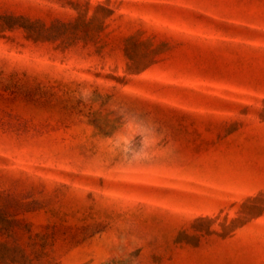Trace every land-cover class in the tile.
<instances>
[{"label": "rangeland", "instance_id": "obj_1", "mask_svg": "<svg viewBox=\"0 0 264 264\" xmlns=\"http://www.w3.org/2000/svg\"><path fill=\"white\" fill-rule=\"evenodd\" d=\"M0 264H264V0H0Z\"/></svg>", "mask_w": 264, "mask_h": 264}]
</instances>
